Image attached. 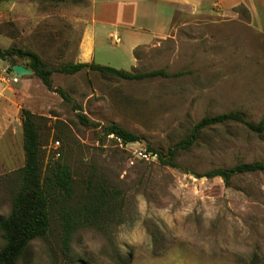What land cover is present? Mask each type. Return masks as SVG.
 <instances>
[{
    "label": "rangeland",
    "instance_id": "1",
    "mask_svg": "<svg viewBox=\"0 0 264 264\" xmlns=\"http://www.w3.org/2000/svg\"><path fill=\"white\" fill-rule=\"evenodd\" d=\"M85 6L83 0L0 1V50L34 52L53 70L49 90L34 74L10 71L25 58H0V217L11 210L24 164L22 108L38 116L43 167L57 161L70 168L72 204L92 176L120 191L118 208L104 229L79 227L66 254L52 219L46 237L32 240L16 264H264V172L234 175L228 186L220 177L195 175L263 161L264 131L233 122L209 127L177 153L178 167L138 153L166 152L205 116L237 111L253 123L264 116V3L258 13L243 5L225 13L178 9L168 35L139 47L136 62L125 39H96L103 65L182 72L140 81L89 69L56 71L76 60ZM77 114L96 127L80 124ZM110 122L139 140L124 144L104 135Z\"/></svg>",
    "mask_w": 264,
    "mask_h": 264
},
{
    "label": "trees",
    "instance_id": "2",
    "mask_svg": "<svg viewBox=\"0 0 264 264\" xmlns=\"http://www.w3.org/2000/svg\"><path fill=\"white\" fill-rule=\"evenodd\" d=\"M73 1L80 2L82 0ZM137 52L138 48L133 52L135 58L138 57ZM12 55L25 58L24 63L15 65L31 69L32 74L38 77L47 89H52L50 76L53 70L36 53L18 48L0 50L1 59ZM83 69L98 71L104 75L126 81H140L159 76L171 77L182 73H168L164 69L145 72L126 71L93 62H67L56 71L73 74ZM54 91L59 93L65 101L73 103L71 97L64 90L55 88ZM73 106L75 109H81L76 103H73ZM37 118L38 116L28 109H21L24 164L16 171V188L11 201V210L8 215L0 217V231L4 239V245L0 249V264H16L32 240L46 237L52 219L58 221L60 225L61 248L66 254L69 250L71 236L79 227L91 225L98 229H104L105 221L110 219L118 208L116 198L120 191L107 187L99 180L94 183L95 180L92 176L86 180L87 191L82 196L83 198L77 204H72L74 180L70 168L65 163L57 161L48 162L43 167ZM77 119L83 126L96 127L97 125L90 122L83 114H77ZM229 122L242 124L256 133L264 131V116L258 122L253 123L247 121L242 113L230 111L201 118L192 126L184 139L179 140L166 152H153L157 154L160 164L178 167L175 162L177 153L190 149L195 144L200 132L209 127ZM102 130L104 135H113L124 144L139 140L136 134L114 122L103 126ZM149 151L152 150L149 149ZM255 172H264V160L238 163L228 168H213L195 175L209 178L220 177L228 186L234 175Z\"/></svg>",
    "mask_w": 264,
    "mask_h": 264
},
{
    "label": "crops",
    "instance_id": "3",
    "mask_svg": "<svg viewBox=\"0 0 264 264\" xmlns=\"http://www.w3.org/2000/svg\"><path fill=\"white\" fill-rule=\"evenodd\" d=\"M86 2L83 28L74 63L102 64L96 51V39L104 36L115 44L125 39L132 53L169 33L178 9L191 12L215 7L225 13L239 5L250 12L261 11L264 0H83ZM120 32L121 37L118 35ZM149 33L151 37L149 38ZM117 38V41H115ZM104 49V48H102ZM108 52V48H105ZM133 60L136 58L133 53ZM103 65V64H102Z\"/></svg>",
    "mask_w": 264,
    "mask_h": 264
},
{
    "label": "water",
    "instance_id": "4",
    "mask_svg": "<svg viewBox=\"0 0 264 264\" xmlns=\"http://www.w3.org/2000/svg\"><path fill=\"white\" fill-rule=\"evenodd\" d=\"M10 71H12L14 74L20 76L23 74H32V70L28 69L22 65H14L12 66V68L10 69Z\"/></svg>",
    "mask_w": 264,
    "mask_h": 264
},
{
    "label": "built area",
    "instance_id": "5",
    "mask_svg": "<svg viewBox=\"0 0 264 264\" xmlns=\"http://www.w3.org/2000/svg\"><path fill=\"white\" fill-rule=\"evenodd\" d=\"M115 41H117V38H115ZM139 156L143 159H148V158H156L157 154L154 152H145V151H139Z\"/></svg>",
    "mask_w": 264,
    "mask_h": 264
}]
</instances>
